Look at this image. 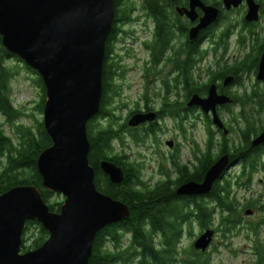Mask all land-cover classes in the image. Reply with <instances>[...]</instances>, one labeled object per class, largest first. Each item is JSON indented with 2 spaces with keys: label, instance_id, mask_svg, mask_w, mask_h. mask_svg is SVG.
Wrapping results in <instances>:
<instances>
[{
  "label": "water",
  "instance_id": "95a60500",
  "mask_svg": "<svg viewBox=\"0 0 264 264\" xmlns=\"http://www.w3.org/2000/svg\"><path fill=\"white\" fill-rule=\"evenodd\" d=\"M223 1L227 10L243 3ZM247 3L245 20L259 21L260 6L255 0ZM197 7L205 16L191 31V39L220 14L219 9L201 0H191L186 14L192 20ZM115 17L116 0H0L4 47L35 70L46 87L43 122L53 144L37 162L43 187L64 197L61 211L56 213L34 186H18L0 195V264H90L97 234L130 217L125 203L98 190L89 158L88 124L101 109L106 43ZM257 80L264 82V53ZM232 81L230 78L228 83ZM230 103L231 98L218 96L214 86L207 99L195 95L189 105L202 108L206 114L212 112L214 125L223 129L217 107ZM149 117L137 115L131 125ZM261 145L264 131L252 140V147ZM230 163V156L221 157L203 182L186 183L177 195H209ZM100 167L113 184L124 182L125 172L119 165L102 161ZM29 221L41 224L49 238L41 247L23 253V234ZM215 236L214 229H207L195 240L194 248L208 251Z\"/></svg>",
  "mask_w": 264,
  "mask_h": 264
},
{
  "label": "flooded vegetation",
  "instance_id": "af4514ba",
  "mask_svg": "<svg viewBox=\"0 0 264 264\" xmlns=\"http://www.w3.org/2000/svg\"><path fill=\"white\" fill-rule=\"evenodd\" d=\"M201 1L208 7L219 9L220 14L217 21L201 30L195 39H191V31L200 25L205 13L197 7L196 19L192 20L186 14V10H191V0L163 1L164 5H167L163 12L168 15L159 18L153 16L140 0L141 5L133 6L130 17H126L125 11L123 15L118 14L115 17L113 30L106 43L102 97L110 114L97 118L101 114L100 109L98 116L92 121L102 124L107 131L110 129L118 131L119 135L112 140L113 154L121 155L122 161L128 166L129 163L136 164L142 183L148 185L151 184L144 182L142 173L146 165L145 160L156 163L158 178L155 184L176 181L181 184L177 188L179 189L191 181L203 182L206 174L201 181L196 178L204 171L209 131L212 130L215 135L221 136L219 143L224 142L225 145L229 143L230 149L235 148V144H231L228 136L233 133V124L238 117V113L235 112L237 107L240 108L237 101L239 96L250 92L245 89L242 80L245 71L237 73L238 64L248 60L249 64L255 67L256 71L252 72V75L255 74L257 84L253 90L258 89V83H264L257 80L264 53V37L262 40L256 37L252 42L253 55L246 52L243 58L238 59L237 54L233 53L237 42L238 46L245 48L248 38L258 36L255 30L264 16V0H255L260 6V19L257 22L245 20L249 9L247 0H243L240 7H232L230 10H227L223 0ZM243 8L242 32L240 31L233 46L238 29L237 25L228 22L227 15ZM132 24L135 25L134 29L129 28ZM253 25L254 33H250L249 28ZM130 61L135 63L134 68L128 65ZM132 74H136L137 78L134 86L139 87L138 97L134 103L130 101L126 92L133 87L128 81ZM230 78H233L232 83H228ZM214 86L218 96H227L232 100L230 104L217 107L224 124L223 129L214 125L212 112L206 114L202 108L189 105L195 95L207 99ZM137 115L152 117L137 126H132L131 121ZM169 122H173L172 125ZM200 124H203L204 130L207 129L208 141L205 143L195 137L189 139V136L191 137L189 133L192 132L194 136ZM255 148H262L261 156L264 157V145L252 147L251 141L249 149L241 150L238 154L231 150L229 154H223L218 158L230 156V167L217 182L223 184L226 180H231L234 185L231 197L237 200L239 198L232 192L233 189H249L254 174L260 171L252 172L250 166L245 167L244 163L246 156H252L251 150ZM132 149L136 150V154H132ZM132 157H135L137 162L132 161ZM237 165H240V168L236 177L229 178L230 170ZM261 173L264 175V168L261 169ZM206 196L180 197L196 199ZM248 203L250 204L247 206ZM240 206L248 217L255 215V210L249 208L255 204L247 201ZM255 207L258 209L259 206ZM260 207L264 213V199ZM249 211H253V214L249 215ZM259 221L257 224L260 223V227L264 229V217ZM262 248L264 249V242ZM183 258L182 255L181 259Z\"/></svg>",
  "mask_w": 264,
  "mask_h": 264
},
{
  "label": "trees",
  "instance_id": "16d2710c",
  "mask_svg": "<svg viewBox=\"0 0 264 264\" xmlns=\"http://www.w3.org/2000/svg\"><path fill=\"white\" fill-rule=\"evenodd\" d=\"M142 1L153 16L159 18L168 15L163 12L167 8L163 1L167 0ZM133 9L131 2L116 0V17L118 14L123 15V11L126 17H130ZM254 27L255 25L249 28L250 33H254ZM17 62L25 63L4 47L0 35V116L17 135L15 141L6 133L5 124L0 120V195L18 186H34L41 192L51 211L59 213L63 202L51 201L54 193L43 187V178L37 167L39 156L52 146V139L43 120L35 119L32 124L22 122V119L29 115L23 108H17L12 101V84L21 72ZM26 69L36 75L34 82L40 89L41 98L38 110L43 114L47 100L43 79L27 65ZM241 71L252 73L256 69L246 60L238 64L237 73L240 74ZM239 97L237 102L240 108L235 126L240 129L238 131L241 135L240 144L230 149L229 143L226 145L224 142L219 143L215 140V133L209 131L204 171L196 178L199 181L220 156L229 154L231 150L238 154L241 150L249 149L252 137H256L264 130V95L255 88ZM249 105H253L251 112H247ZM107 114L110 112L102 97L101 114L96 117L102 118ZM118 135V131L112 129L107 131L95 120L88 124V137L91 143L89 158L96 171L97 188L102 193L125 203L130 211L129 218L110 225L97 234L90 264H212L210 248L202 252L194 248V243L186 249L181 246L186 232H190L195 224L198 225L200 234L212 228L216 233L226 236L236 231V227L243 223L241 203L231 197L232 187L234 188L232 181L226 180L223 184L216 182L209 195L196 199L177 195V188L181 184L176 181H163L154 185L142 183L139 167L134 163H129L128 166L122 161L121 155L113 154L112 140ZM224 140L223 138L222 141ZM251 151L252 156H246L244 160L245 167L250 166L252 172H257L261 166L262 148ZM103 160L113 161L124 169L125 180L122 184H113L102 171L100 164ZM259 226L260 223L249 227L257 235L254 249L258 260L256 264H262L264 258V249L258 237ZM48 238L49 232L41 224L27 222L22 252L41 247ZM182 255L188 258L181 259Z\"/></svg>",
  "mask_w": 264,
  "mask_h": 264
},
{
  "label": "rangeland",
  "instance_id": "374dc122",
  "mask_svg": "<svg viewBox=\"0 0 264 264\" xmlns=\"http://www.w3.org/2000/svg\"><path fill=\"white\" fill-rule=\"evenodd\" d=\"M127 1L128 3L131 2V5L133 6L141 5L139 2L140 0H126V2ZM243 16L244 8L240 11L238 10V12H234L227 15V19L229 20L228 22L231 21L234 25H237L238 29V33L233 39V46L234 41H236V38L238 40V35H240ZM259 24L260 25L255 30L258 36H255L254 38H248L245 48H242V46H238V42L237 45L234 46L233 53L237 54L238 59L243 58L246 52H249L252 55L254 54V51L252 52V42L256 40V37L259 38V40H262L264 37V16ZM129 28L134 29L135 25L132 24ZM133 29L132 31H134ZM17 64L19 65L21 72L12 84V101L17 108H23L24 112L29 115V117L22 119V122H26V124H32L35 119H44V113L42 114L41 111L38 110V106L41 102L40 89L34 82L36 75L26 69V64L23 62H17ZM128 65L134 68L135 63L133 61H130ZM244 75L245 77L242 80L244 82L245 89L251 91L257 84L255 74L252 75L251 72H245ZM128 81L132 84L133 87L130 90L128 89L126 92L128 94L129 99H131L130 101L134 103L139 93V87H136L133 84L137 82L136 74H132L131 77H128ZM258 89L259 92L264 95V83H258ZM252 108L253 105H249L247 107V112H251ZM235 112H239L238 107L235 109ZM0 120L5 124L6 133L12 138H14L15 141H17V135L14 134L13 129L9 126V124H7L1 116ZM169 123L170 125H172L173 122ZM235 124L236 122L233 124L234 131L233 133H231V135L228 136V138L231 141V144L239 146L241 141V135L238 131L240 129H237V127H235ZM213 130H215V128ZM189 134L191 135V137L189 136V139H193V137H195L199 141L203 140V143L208 141L207 129L204 130L203 124L199 125V129L194 136L192 132H190ZM253 138L255 137H252V139ZM215 140L219 142L221 140V136L216 134ZM132 154H136L135 149H132ZM132 159V161L137 162V159L135 157H132ZM263 160L264 157H261V166L259 169L260 171L257 174H254L255 177L249 189H233L232 192H234V194L238 196V201L241 204H245L247 201H250L252 204H255V206H260L262 204V201L264 199V175L261 173V169L264 168ZM145 164L146 165L144 169H142L144 182H150L151 185H154L157 181L156 179L158 178V174L156 173V163L152 162V160H145ZM239 168L240 165L234 166L230 170L229 178L236 177ZM51 201L64 202V197L60 194L54 193L51 198ZM255 206L249 207L255 210V215L252 217H248L245 212L242 211L243 223L236 227V231H233V233L227 234L226 236L220 233L216 234L215 239L209 249V255L212 264H256V253L254 249L256 247L255 238L257 235L253 233V231H251L249 227L252 226L251 224L256 225L257 222L264 217V213L261 210L257 209V207ZM217 223L218 222H216V224ZM190 232H186L185 237L183 238L181 247L185 249L191 247L195 240L201 235L199 232L198 225L196 224L192 227ZM258 237L261 243L264 242V229L260 226L258 228ZM183 257H185L186 259L188 258V256L184 255Z\"/></svg>",
  "mask_w": 264,
  "mask_h": 264
},
{
  "label": "bare ground",
  "instance_id": "6f19581e",
  "mask_svg": "<svg viewBox=\"0 0 264 264\" xmlns=\"http://www.w3.org/2000/svg\"><path fill=\"white\" fill-rule=\"evenodd\" d=\"M138 264V263H137Z\"/></svg>",
  "mask_w": 264,
  "mask_h": 264
}]
</instances>
